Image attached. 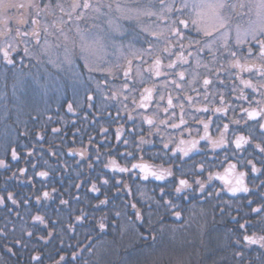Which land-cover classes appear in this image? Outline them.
<instances>
[{"label":"snow or ice","instance_id":"snow-or-ice-1","mask_svg":"<svg viewBox=\"0 0 264 264\" xmlns=\"http://www.w3.org/2000/svg\"><path fill=\"white\" fill-rule=\"evenodd\" d=\"M236 16L249 18L240 24ZM77 60L83 61L80 70L73 71L79 83L77 95L83 94L87 108L107 123L100 132L107 149L104 155L109 157L104 168L112 174L94 177L87 190L101 193L103 187L104 199L86 193L84 200L93 213L106 211L99 218L84 208L77 213L72 200L59 198L53 215H32L31 226L15 212V219L24 223L19 228L21 236L10 238L17 225L7 202L13 206L19 202L9 192L6 198L0 196V206L9 213L0 227L7 251L13 255L14 249L27 251L34 240L32 250L37 254L30 257L34 264H43L40 242L44 247L52 245L57 254L71 250V259L59 255L54 264H77L81 252L73 249L83 247L79 237L92 241L111 229L121 237L131 232L132 246L143 242L148 252L138 248V255L177 252V246L194 247L195 238L189 239L188 234L195 224L200 246L212 255L217 249L211 247L209 235L205 205H210L213 224L219 215L239 226L229 230V243L221 250L231 249L235 264H252L245 257L251 246H257L253 249L256 260L264 264V0H0V77L7 81L10 73L13 81L11 94L6 90L0 94L6 118L18 117L26 106H38L32 85L22 78L25 67L37 70L32 79L39 89H46L40 83L42 68L62 69ZM67 111H74L73 103H68ZM113 123L117 125L115 145L109 133ZM257 127L259 142H255ZM93 142L89 136V143ZM68 154L84 158L85 150L69 149ZM11 155L18 159L15 148ZM95 155L96 162H102L99 147ZM186 158L192 159L191 167H185ZM0 167H7L3 159ZM88 168L94 165L89 163ZM19 171L26 173L23 168ZM37 175L44 178L49 172ZM74 187L80 189L83 184ZM253 192L261 201L251 208L260 226L248 234L249 227L257 229V225L232 216V198ZM55 199L48 191L36 196L41 205ZM91 199L99 203L93 207ZM74 202L84 201L77 195ZM254 202L248 200L249 205ZM23 203L28 206L29 200ZM65 206L71 209L66 218L60 214ZM165 216L173 218L171 224L164 223ZM145 226L147 231H141ZM240 230H245L242 238L237 234ZM166 233L172 234L168 241ZM177 233L183 234L179 240ZM73 240L75 245L65 247L66 241ZM84 250L91 252L92 246ZM190 257L191 253L188 259L182 253L176 255L173 264H191ZM225 259L212 264H225Z\"/></svg>","mask_w":264,"mask_h":264},{"label":"trees","instance_id":"trees-1","mask_svg":"<svg viewBox=\"0 0 264 264\" xmlns=\"http://www.w3.org/2000/svg\"><path fill=\"white\" fill-rule=\"evenodd\" d=\"M77 65L81 66V63L78 62ZM44 110L45 109L40 108V106L32 111L24 108L23 112H21L18 117L13 115L11 119L5 118V121L0 118V147L2 144H9L7 147L5 146V149L0 148V159H3L7 165L6 168L0 167V196L6 198L8 193L12 192L19 202L18 206L11 205L10 201L7 202L8 205L14 209L11 216L17 225V231L15 233H9L10 238H19L21 236L19 228L24 223V221L15 219V212H19L20 216L24 217V220L27 221L28 226H31L32 215L46 213L48 216H52V209L59 206V198L72 200V208L76 209L77 213L81 208H84L90 214H94L99 218L103 211V209H101L93 213L92 207H89L88 202L84 200L86 193L88 197H93L94 193L88 192L86 188L76 189L74 187L75 184L82 183L84 178L81 164L79 163V165H77L76 159H71L69 162H66V138L62 133L61 125L59 124L58 127H56L60 129V132L50 137L48 123H45ZM4 115L3 110L0 111V117L3 118ZM33 116L39 117V119L34 120ZM12 130L16 134L14 141L12 140L14 138H12L11 134H7L8 131ZM25 132H27V135H22V133ZM38 136L42 137V139H38ZM13 148L17 151V160L12 159L11 153ZM30 150L33 153L31 156H29ZM34 164L36 165L35 168H33ZM21 168L26 170L25 174L20 173L19 169ZM40 171H48V177L42 178L38 176L37 173ZM53 188L56 189L55 192L52 191ZM44 191L50 192L52 196L57 199H55L54 202L52 200L44 201L43 205L38 204L36 202V196L42 195ZM77 195H79L81 201H84L83 203L77 204L74 202ZM25 199L29 200L28 206H25L23 203ZM91 205L93 207L96 205L95 199H91ZM70 210V208L65 206L64 211L60 214L66 218L67 211ZM7 215H9L7 208L0 206V227H3V220ZM9 228H11V225H9ZM140 230L146 232L147 227L145 226ZM80 231L83 232L84 230L81 229ZM37 234H39V232ZM125 235L128 238L124 236L121 237L118 232L114 234L111 229H108L106 235H102V237L95 238L92 241L84 240L83 236H80L79 239H81L83 247L81 249H73L81 252V261L77 262V264H81V262H86V264H101L100 262L102 260H95L96 257L94 254L96 250L93 246L97 243L101 246L104 242H107L108 245H112V248L114 246L117 248V252L114 254L111 261H106L109 264H116V257H118L117 253L120 252V250H125L127 246L130 245L129 240H132V235L130 236L127 233ZM158 237L159 236H157V239ZM126 239L128 244L126 242L124 244H127V246L119 247L123 245L122 242L126 241ZM6 243L4 238L0 237V264H34V262L30 260L31 255L37 254L32 250L34 240L30 242L29 250L27 251L14 249L16 252L15 255L7 251L5 247ZM54 243L59 246V241H55ZM69 243L75 245L76 242L74 240L66 241L65 247H67ZM148 243H151L150 236ZM141 244L142 242H138L135 247H144V245ZM89 245L92 246L91 252L84 250ZM39 247L44 255L43 264H54V262L59 259V255H65L67 259H71V250L57 254L56 248L52 245L44 247L43 242H40ZM120 254H122L120 257H123V253ZM121 262L122 261L119 263Z\"/></svg>","mask_w":264,"mask_h":264},{"label":"flooded vegetation","instance_id":"flooded-vegetation-1","mask_svg":"<svg viewBox=\"0 0 264 264\" xmlns=\"http://www.w3.org/2000/svg\"><path fill=\"white\" fill-rule=\"evenodd\" d=\"M247 11L246 9L244 10ZM249 17L247 16H236L235 22L244 24L246 20ZM28 63V61H25V64ZM49 66V65H48ZM26 68V67H25ZM24 68V69H25ZM48 77L45 79L46 89H42L41 93V99H40V108L45 109L43 112H45V123H48L49 126V133L50 137H53V135L57 133H53L52 129L58 127V125H61L62 133L64 137L66 138V162H69L71 159H76L77 162L79 161L81 164V170L83 173V189L86 188L88 190L91 187V184L94 182V177L101 176L102 174L112 175L111 172L108 171V169L104 168V163L107 162L109 157L107 155H104L106 152V146H102L103 142V134L100 132V126L105 125L107 126V123L105 120L101 119L98 114L94 113L93 110H90L87 108L86 103V97L83 94L77 95V89L79 88V83L74 78L73 73H62L59 74L55 71H49ZM9 78L7 81H5L2 77H0V91L1 94L6 90L8 94H11L12 92V79L10 73L8 74ZM5 84L7 85V88L5 89ZM46 91V94H45ZM73 103L74 105V111L68 112L67 111V105L68 103ZM129 103V108L131 109L132 104L131 101ZM41 112V113H43ZM87 113H91L87 115V119H85ZM112 115H115V112L113 111ZM35 117V116H33ZM50 118V119H49ZM95 120H98V123L94 122ZM126 119V117H125ZM123 122V121H121ZM126 127H131L130 124L126 125ZM147 126H145L146 128ZM117 128L116 124H111L109 133H110V143L112 145L117 144L118 142L115 140V130ZM79 130V131H78ZM245 133L247 130H243ZM146 134V133H145ZM255 136L256 141L259 142L262 137H260L259 129L255 130ZM89 136H92L94 138L93 143H89ZM159 146V145H157ZM99 147L100 152L102 154V162L97 163L96 162V149ZM147 150H154L150 146H145ZM69 149H73L77 152L81 150H85V157L82 158L79 155L72 156L69 155ZM119 151H124L123 146L120 147ZM115 155V153H113ZM223 156V153H221V158ZM187 159V158H186ZM192 159L199 160V156H194ZM192 159H187V164L185 165L186 168L192 166ZM92 163L94 165L93 169L88 168V164ZM121 164L124 163V161H120ZM159 163V161H157ZM226 166V165H225ZM257 166L259 167V163L257 162ZM219 171H223V169H215ZM250 173V169H248ZM251 176V174H250ZM206 177V173H205ZM98 183V182H97ZM218 185L220 184L219 181L216 182ZM98 186L99 185L98 183ZM149 195H152L151 189L153 188V185L149 184L148 186ZM251 187V185H250ZM103 193V187L101 193H94V196H98L99 199H104ZM155 195L157 198H159V188L155 189ZM246 197V198H245ZM235 200V203L232 206V216H237V218L240 220L241 223H243L245 220L251 221L253 224L257 225V229H253L249 227L248 234H251L252 231L258 230V227L260 226L259 217L257 214L251 212L252 207H258L261 203L258 192H253L252 194H238L237 198H232ZM252 199L255 202L249 205L248 200ZM96 204L99 203L98 200H96ZM177 203H181V206H186V202H182L181 200H177ZM139 206V205H138ZM145 210H147L148 204L147 202L144 203ZM153 209L155 208V205H152ZM205 207L209 210L208 215V221H209V228H210V237L215 235L218 237L217 242L211 241V247L214 249H217L212 255H206L205 249L200 246L199 240L196 243V248L199 249L198 258L196 259L195 264H212L213 260L219 261L221 258L225 259V264H235V262L232 260V250L228 248H223L221 250V246H226L229 243L230 238V231L233 228H238V224H235L234 222H230L227 217L221 218L219 215L216 216V221L213 224L212 221V210L210 205H205ZM105 209L101 212V215L105 213ZM160 214L163 215V210H160ZM173 218L170 216L164 217V223L165 224H171ZM111 223V221H110ZM197 233L196 225L194 224L192 229L190 230L188 234V238L190 239ZM245 230H240L237 234L241 236L244 234ZM183 234L177 233V236L181 237ZM95 236V234H94ZM102 237V235L96 237L99 238ZM209 237L206 236L205 239L207 240ZM257 246H251V248L248 250L246 254V260H249L252 262V264H258V261L256 260L257 253L253 251V249H256ZM124 250V249H123ZM123 250H120L118 252V257H116V264H120L119 262L122 261L124 257H120L123 253ZM126 250V249H125ZM124 250V251H125ZM119 251V250H118ZM151 260V259H149ZM146 261L145 264H158L153 263L152 261Z\"/></svg>","mask_w":264,"mask_h":264},{"label":"rangeland","instance_id":"rangeland-1","mask_svg":"<svg viewBox=\"0 0 264 264\" xmlns=\"http://www.w3.org/2000/svg\"><path fill=\"white\" fill-rule=\"evenodd\" d=\"M27 61V60H26ZM80 62L81 65L83 64V61H80V60H77L76 61V64L74 65H63L62 66V69H56V68H53L51 65H47L46 66V71L44 68L41 69V78H40V83L41 84H44L45 83V79L46 77H48V72L49 71H55V72H58L59 74H62V73H73V71H79L80 68L79 66L77 65V63ZM27 64V63H26ZM3 69H0V72H2ZM36 69L35 68H31V70H29L28 67H26L25 69H23V73H24V76L22 77L23 79H25L29 84L32 85V92H33V95L36 96V99L38 101V105H40V99H41V93H42V89H39L38 86L34 83L32 77L33 75L36 74ZM11 77V76H10ZM12 81V80H11ZM12 84H13V81H12ZM12 87V85H11ZM0 94H1V91H0ZM38 106L37 105H30V106H26L25 108L28 109L29 111H32V110H35ZM0 111H2V109H0ZM1 119H3L5 121V118L6 116L4 115V117H0ZM7 134H11L12 139L13 141L15 140L16 138V134L15 132L12 131H8ZM4 142V140H3ZM12 142V141H11ZM10 142V143H11ZM9 144H2L0 148H4L5 149V146L7 147ZM3 150V149H2ZM156 220H157V216H153V222H154V225H155V228L156 229H159L160 228V224L159 223H156ZM147 227V226H146ZM129 234L130 236L132 235L131 232L127 233ZM195 235L193 237H191L190 239L192 238H195V245L194 247H187V248H184V249H179V247L177 246V252H156L152 255H138V252H137V249L138 248H144V247H135V246H132L131 245V242L133 240V237L131 236L132 240L130 241L129 240V244H128V241L126 239V241H123V245H120L119 247H126V250L123 252V259H122V262L120 264H145L146 261H152L153 263H158V264H173V261L175 260V257L176 255H179V254H183L185 259H188V253H191V264H195L196 262V259L198 258V255H197V252H196V243L197 241L199 240L198 238V235L197 233L195 232L194 233ZM159 236V235H158ZM124 237L128 238L126 235H124ZM172 237V234L171 233H166L165 236H164V240L165 241H168L169 239H171ZM176 238L177 240H179V236H177L176 234ZM211 241L213 242H217L218 241V237L215 235L214 236H211ZM127 243V244H124V243ZM157 242L159 244L160 242V236L158 237L157 239ZM138 243V242H136ZM151 244V243H149ZM138 245V244H137ZM141 245H144V243L142 242ZM93 248L96 250L95 251V260L97 261H101L100 263L101 264H109L108 262L106 261H111V259L113 258L114 254L117 252V248L114 246L112 248V245H108L107 242H104L101 244L97 243L96 245L93 246ZM107 248V249H106ZM93 249V250H94ZM120 250V249H119ZM144 251L145 253L148 252V249L144 248Z\"/></svg>","mask_w":264,"mask_h":264}]
</instances>
